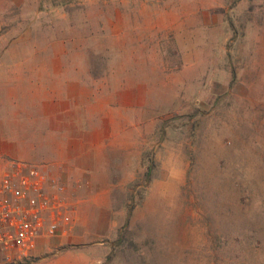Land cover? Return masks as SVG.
<instances>
[{
	"label": "rangeland",
	"instance_id": "374dc122",
	"mask_svg": "<svg viewBox=\"0 0 264 264\" xmlns=\"http://www.w3.org/2000/svg\"><path fill=\"white\" fill-rule=\"evenodd\" d=\"M59 52L106 131L63 236L90 234L63 247L97 264H264V0H0V55Z\"/></svg>",
	"mask_w": 264,
	"mask_h": 264
},
{
	"label": "crops",
	"instance_id": "0c3cea01",
	"mask_svg": "<svg viewBox=\"0 0 264 264\" xmlns=\"http://www.w3.org/2000/svg\"><path fill=\"white\" fill-rule=\"evenodd\" d=\"M67 57L62 52L35 56L25 60L33 62L28 65L17 57L9 60L0 55V155L16 159L19 152H36L45 173L63 184L67 217L74 225L91 199H79L88 192L87 181L83 186L72 179L92 172L90 161L103 150L106 131L101 128L103 117L98 118L105 108L96 109L94 103L88 111L89 100H97L96 88L88 85L85 76L73 75ZM8 85L14 88L8 90ZM101 212L98 221L103 220ZM89 234L76 231L74 237L39 239L32 252L39 257L35 264H97L100 258L92 247H63L74 240L86 241Z\"/></svg>",
	"mask_w": 264,
	"mask_h": 264
},
{
	"label": "built area",
	"instance_id": "2783aa9c",
	"mask_svg": "<svg viewBox=\"0 0 264 264\" xmlns=\"http://www.w3.org/2000/svg\"><path fill=\"white\" fill-rule=\"evenodd\" d=\"M63 191L37 165L0 155V264H17L39 239L71 230Z\"/></svg>",
	"mask_w": 264,
	"mask_h": 264
}]
</instances>
